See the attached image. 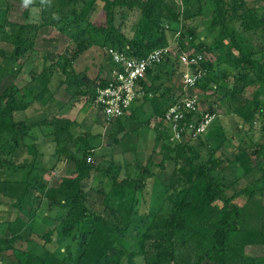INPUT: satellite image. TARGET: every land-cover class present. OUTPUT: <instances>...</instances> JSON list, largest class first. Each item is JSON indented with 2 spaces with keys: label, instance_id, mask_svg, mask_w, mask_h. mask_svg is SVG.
<instances>
[{
  "label": "rangeland",
  "instance_id": "rangeland-1",
  "mask_svg": "<svg viewBox=\"0 0 264 264\" xmlns=\"http://www.w3.org/2000/svg\"><path fill=\"white\" fill-rule=\"evenodd\" d=\"M58 1L30 0L25 5L24 0H0V66L11 74L4 78L3 84L0 83V90L13 80L29 104L25 111L14 114L16 122L36 124L58 119L69 120L74 123L71 127L72 140L64 137L61 130L64 124L61 122L55 127H35L18 145H8L6 139L1 138L0 178L8 181L22 180L23 176L33 170L32 177L39 174L47 186L56 187L62 178L76 175L75 161L84 158V153L91 150V162H94L95 170L83 182L82 191L87 193L85 202L95 206L90 208L92 212L107 215L111 213L109 198H114L109 194L112 176L121 181L127 178L140 180L143 174H150L146 178L143 192L139 191L134 196L127 195V203L123 205L127 210L131 206L129 200H135L128 229L129 242L142 251L143 235L148 227L170 212L168 205L171 206L172 201L169 195L173 194V199L176 198L190 177L198 186L201 181L205 182V177L197 168L193 170L185 164L184 159L175 158V154L164 163L165 168H161L160 164L166 154V140L171 144L176 141L170 137L168 128L161 125L162 117L154 114L152 99L143 102L129 118L108 122L101 109L89 99L91 82H98V78L106 79L108 70H111L112 62L107 55L111 45L105 33L96 29L105 23V3L102 0H71L75 6L67 9L60 20L55 17ZM224 1L228 3L223 7L225 24L213 25V20H217L219 14L215 0H176L178 23L154 18L158 27L164 30L163 34L156 25L146 20L138 7H116L114 25L125 39L141 46L146 52L159 45L174 51L168 59V67L160 70L161 78L157 81L156 95L162 108L160 110L164 111L178 96L181 99L193 97L198 106L190 115L191 120H197L201 114H215L201 141L197 139L198 136L194 138L197 140H193L192 145L196 146L199 158L192 164L196 167L205 166L212 158H223L224 163L214 174L225 183L229 181L233 189L254 191L257 197L249 199V202H246V196L236 200L239 206H243L240 213L242 226L257 230L264 221V108L258 111L260 115L255 121L245 122L238 115L237 109L250 100L255 85L247 87L243 95L233 94V91L238 84H242L241 71L246 70L242 64L239 65V51L235 48H242L246 55L255 59L261 58L264 53L257 52L254 33L243 30L240 21L232 16L238 10L239 14H243L244 8L234 6L235 1L241 6V0ZM247 1L251 2L250 7L254 9H264V0ZM230 6H234L236 11ZM24 26L27 28L23 35L34 41V48L23 57H18L19 54L14 59L15 47L11 41ZM189 30L196 32L195 41L190 39ZM182 32L189 37L181 44L179 36ZM199 46L202 47L199 55L204 60H211L213 72L203 71V87L188 88L184 75L190 73L176 58L181 62L180 53L185 52L182 47L188 48V52L193 54ZM68 61L71 62L70 66L66 65ZM256 71L259 74L254 69L249 75L255 78ZM71 74L80 75V78L73 79L69 76ZM190 75L194 76L195 73ZM43 76L48 79V85H42ZM206 77L210 79L206 81ZM261 78L264 79V75ZM80 79L83 81L80 82ZM33 86L37 89H32ZM162 94L164 97L159 99ZM260 101L264 105V97ZM212 108L214 112L209 111ZM116 131L117 135H114ZM55 132L62 134L60 140L56 139ZM183 135L186 136L183 142L191 137L186 132ZM186 157H192V153L188 152ZM240 158L247 161L249 173L246 167H241ZM7 163L14 164L18 169L12 171ZM0 201V256L4 264H23L28 255H34L35 251L42 250V244H47L39 236H25L24 233L14 236L9 226L16 217L26 221L36 235L57 226V233L61 232L57 220L48 216L46 205L37 218V210L42 207L43 201H29L24 209L12 212L9 203L2 202L5 199ZM190 203L186 205L190 207ZM115 210L118 218L113 221L123 223L119 217L125 210H120L119 206ZM54 239L58 245L49 243L50 258H64L69 245L73 252L76 251L73 236L59 234ZM247 250L250 256H261L264 261V245L250 246ZM164 262L175 264L170 258ZM137 263L148 264L143 257H139Z\"/></svg>",
  "mask_w": 264,
  "mask_h": 264
},
{
  "label": "trees",
  "instance_id": "trees-1",
  "mask_svg": "<svg viewBox=\"0 0 264 264\" xmlns=\"http://www.w3.org/2000/svg\"><path fill=\"white\" fill-rule=\"evenodd\" d=\"M102 1L105 3L103 9L105 23L96 29L97 31L105 33L111 45L107 51V55H109L110 61L112 62L110 64L111 70L116 64L113 62L109 52L112 50L116 51V48L119 49L118 52H124L132 57L144 58L150 52L166 47L165 45H159L146 52L141 46L125 39L120 34L119 29L114 25L116 7H138L141 9L143 16L146 17V20L157 27L158 24H156L154 18L163 19L172 23H178L179 21L176 0H146L145 2L136 0ZM198 1L201 2L204 0ZM215 1H217V7H219L217 9L219 14L218 19L216 20L215 18L213 20V25L222 22L225 24L223 7L227 2L224 0ZM58 3L56 5L55 17L61 20L66 10L73 8L75 3L73 4L71 0H59ZM250 3L247 0H241V6H238L235 1V7L237 6L239 9L242 7L245 10L243 14H239L240 12L238 10L232 16H234V19L240 21V26L243 30L254 33V43L257 46V52L264 53V9H254L250 7ZM234 6H230V8L236 11ZM26 28L27 26L21 27L19 33L15 34L14 40L11 41L15 47V53H13L14 59L19 54L18 57H23L27 51H32L34 48V41L23 35ZM158 28L163 34L164 30L160 27ZM189 33L190 39L195 41L197 39L196 32L189 30ZM189 36L182 32L179 36L181 44ZM121 49L123 51H120ZM201 49L202 47L199 46L195 50V54L201 53ZM235 49L239 51V65L242 64L244 68L246 67L247 71H241L242 84H238L235 87L233 94L238 93L243 95L247 87L255 85L253 96L244 106H240L237 112L245 122H252L260 115L258 111L264 108V105L260 101L264 97V79L261 78L264 75V54L261 55V58L255 59L252 56L246 55L242 48L237 46ZM182 50H185V53H190L188 52V48L182 47ZM170 53L171 55L162 60L160 64L147 71L145 78L140 82L144 90L143 95L135 100L131 109L123 117L112 121V123L129 118L140 108L143 102L146 103L153 100L154 114L162 117L161 125L170 131L162 119L167 109L181 100V98L178 96L164 111H161L160 109L162 108L159 102H157L158 96L156 95L158 90L157 81L161 78L160 73L165 67H168L170 63L168 59L171 58L174 51L171 50ZM176 59L180 63L179 58L177 57ZM68 62L66 65L70 66L71 62ZM201 65L202 68L213 72L211 60L206 59ZM254 69L258 70L259 74L256 71L255 78H252L249 73ZM10 75L5 68L0 66V83L3 84L6 76ZM69 76H72L73 79L76 77L80 78V75L76 76L71 74ZM210 77H206L205 80L208 81ZM41 79L44 80L41 82L43 86L48 85V79L45 76ZM81 81L83 79H80ZM98 82H100L102 87L109 83L108 80H101L99 78ZM98 82L96 80L94 83L91 82L90 85L91 92H89V99L93 103H95L97 96L96 87ZM196 86L203 87V82H198ZM32 89H37V87L33 86ZM180 96L183 97L182 94ZM161 97H164V94L159 96V99ZM155 101L157 104H155ZM28 107L29 104L23 98L22 91L17 88L15 81L12 80L8 86H4L0 90V139H6V144L13 145L17 143L18 145L30 135L35 127L41 125L55 127L60 122L64 124V127L61 129L63 130L64 137L72 140L71 127L74 123L69 120L58 119L51 120L50 122H38L36 124L16 122L14 114L25 111ZM209 111L214 112V109L212 108ZM199 118H201V115H199ZM191 119V116L188 115L186 122L190 123ZM170 133V137H172V132L170 131ZM114 135H117V131L114 132ZM61 136L62 134L58 135L55 132L56 139L60 140ZM203 137L204 134L199 135L197 139L201 141ZM166 139H168L167 135ZM197 139L189 136L185 142L181 141L175 144L168 143L166 140V154L160 164L161 168L164 169V163L168 159H171L172 154H175V158L184 159L185 164L191 169L194 170L197 168L199 172H203L205 182L204 180L201 181V185L198 186V183L189 176L190 179L179 190L176 198L173 199L172 196H175L173 194L169 195V200L172 201V205H168L170 212L166 217L160 218V220L157 219V221L148 227L146 233L143 235L144 249L142 251L137 250L129 242L128 229L131 225L133 210L135 209V200H129L131 206L127 210H125L123 205L127 203L126 198L129 195L134 196L139 191L143 192V187L146 185V178L150 174H143L140 180L127 178L121 181L112 176V188L109 194L114 198H109L108 204L111 213L108 212L107 215L100 212H92L90 208H94L95 206H90L85 202L87 193H83L82 191L83 182L89 179L92 171L95 170L94 162L88 161V158H91L90 155L93 153L91 150L84 153V158L75 161L74 167L76 169V175L71 174L68 177L62 178L61 183L56 187L47 186L42 182L39 174L32 177L33 170L23 176L24 178L22 180L8 181L1 180L0 178V200L5 199L2 202L9 203L11 212L24 209L29 201L42 202L46 200L51 217H54L59 226H61L60 233H57V226L41 235H36L32 232L30 225L19 216L10 222L9 229L14 236L23 233L25 236H39L42 237L40 239L41 241H45L48 244V246L47 244H45L46 246L42 244V250L35 251L34 255H28L27 260L23 264H138L139 257H143L148 264H163L168 258L172 259L175 264H264L261 256H250L247 252V248L250 246L264 245V221L257 230L244 228L240 218L241 208L243 206H239L236 200L238 197L246 196L248 197L246 202H249V199L251 200L257 196H255L252 190L233 189V185L229 181L225 183L222 178L214 174L215 172L217 173L220 165L224 163L223 158H212L205 166L196 167L193 165L192 163L199 158V154L195 150L196 146L192 145L193 140ZM188 152L192 153V157H186ZM239 161L241 162V167H246L248 164L245 159L240 158ZM7 167L9 169L12 168V171L13 169H18L17 166L9 163H7ZM249 171L250 169L246 167V172L249 173ZM229 191H232V193L230 194ZM189 201H191L190 207L186 205ZM118 206L120 210H125L122 212V216L119 217L122 218L123 223L121 221H113L115 218H118L115 215V209ZM59 234L67 237L73 236V239L76 241V251L73 252L72 246L69 245L66 248L64 258H50L51 248L49 247V243L56 244L57 242L54 236L56 237Z\"/></svg>",
  "mask_w": 264,
  "mask_h": 264
},
{
  "label": "built area",
  "instance_id": "built-area-1",
  "mask_svg": "<svg viewBox=\"0 0 264 264\" xmlns=\"http://www.w3.org/2000/svg\"><path fill=\"white\" fill-rule=\"evenodd\" d=\"M171 50L166 47L156 49L144 58L132 57L124 52L113 50L109 52L116 66L107 72L106 80L109 83L106 86L102 87L100 82L97 83L95 99V105L101 109L108 122L123 117L131 109L135 100L144 93L140 82L145 78L147 71L170 56ZM180 54H182L179 56L180 63L187 67L190 74L195 73L194 76L187 73L184 75L186 87L192 88L202 80L203 71L207 72V69L202 68L201 65L204 58L195 53L183 52ZM197 106L198 102L195 98H184L174 103L166 111L162 121L169 127L172 138L176 142H181L186 137L183 135L185 132L186 135H191L193 138L204 134L213 121L215 114L206 113L205 115L201 114V118H197V120L186 122L188 115L195 112ZM88 161L91 162V158H88ZM0 264H4L1 256Z\"/></svg>",
  "mask_w": 264,
  "mask_h": 264
},
{
  "label": "crops",
  "instance_id": "crops-1",
  "mask_svg": "<svg viewBox=\"0 0 264 264\" xmlns=\"http://www.w3.org/2000/svg\"><path fill=\"white\" fill-rule=\"evenodd\" d=\"M108 71H109V70H108ZM41 203H42V202H41ZM45 205L47 206V207H46V208H47V212L49 213L48 216L51 217V213L48 211V202H47L46 200H43V205H42V207H41L40 209L38 208L39 210H37V211H38L37 218H39V213L42 212V209L45 207ZM28 225H29V224H28ZM30 227H31V226H30ZM49 229H50V227H49ZM49 229H47V230H49ZM47 230H46V231H47ZM46 231H45V232H46Z\"/></svg>",
  "mask_w": 264,
  "mask_h": 264
},
{
  "label": "clouds",
  "instance_id": "clouds-1",
  "mask_svg": "<svg viewBox=\"0 0 264 264\" xmlns=\"http://www.w3.org/2000/svg\"><path fill=\"white\" fill-rule=\"evenodd\" d=\"M28 3H30V0H24L25 5H27Z\"/></svg>",
  "mask_w": 264,
  "mask_h": 264
}]
</instances>
